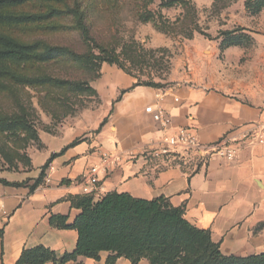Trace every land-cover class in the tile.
<instances>
[{
	"label": "crops",
	"instance_id": "crops-1",
	"mask_svg": "<svg viewBox=\"0 0 264 264\" xmlns=\"http://www.w3.org/2000/svg\"><path fill=\"white\" fill-rule=\"evenodd\" d=\"M249 34L252 50L231 46L221 61L212 45L211 51L197 52L192 74L166 89L139 85L105 63L95 82L103 101L96 132L83 130L79 140L67 132L49 150L50 158L40 166L34 163L35 173L0 172L1 205L8 212L0 213V264H17L25 249L38 246L60 256L72 253L79 238L72 226L81 213L73 202L86 196L98 201L109 193L149 201L165 197L184 209L193 226L208 231L223 255L264 254V144L246 139L264 124V33ZM158 105L171 116L168 127L145 111ZM183 129L203 145L231 146L235 157L155 156L163 137ZM103 154L111 157V171L96 193L87 195L84 175ZM53 216L68 217L69 228L52 225ZM113 255L103 251L98 260L80 257L66 264H108ZM113 264L132 261L121 257ZM139 264L150 263L143 259Z\"/></svg>",
	"mask_w": 264,
	"mask_h": 264
},
{
	"label": "rangeland",
	"instance_id": "rangeland-1",
	"mask_svg": "<svg viewBox=\"0 0 264 264\" xmlns=\"http://www.w3.org/2000/svg\"><path fill=\"white\" fill-rule=\"evenodd\" d=\"M75 1L90 40L70 11ZM20 10L35 17L7 26V35L63 52L48 62H0V172L35 173L67 132L77 140L96 132L103 101L95 82L105 63L166 89L193 73L197 52L215 45L224 61L231 46L253 49L249 32L264 33V0H32Z\"/></svg>",
	"mask_w": 264,
	"mask_h": 264
},
{
	"label": "trees",
	"instance_id": "trees-1",
	"mask_svg": "<svg viewBox=\"0 0 264 264\" xmlns=\"http://www.w3.org/2000/svg\"><path fill=\"white\" fill-rule=\"evenodd\" d=\"M31 1L0 0V62L20 58L48 62L62 54L59 47L38 50L36 45L21 44L4 31L9 25L35 17L20 10ZM65 5L69 11L68 4ZM73 5L76 9L70 11L78 19V28L90 40L81 4L75 1ZM54 157L42 167L43 173ZM73 204L81 210L72 226L79 235L76 249L61 256L44 246L25 249L17 264H66L80 257L98 260L103 251L114 254L108 264L121 257L130 259L132 264H139L143 259L150 264H264V254L246 258L223 255L210 233L193 226L185 218L184 209L174 207L165 197L149 201L127 193H109L98 201L86 196ZM67 220L65 216H53L51 224L69 228Z\"/></svg>",
	"mask_w": 264,
	"mask_h": 264
},
{
	"label": "built area",
	"instance_id": "built-area-1",
	"mask_svg": "<svg viewBox=\"0 0 264 264\" xmlns=\"http://www.w3.org/2000/svg\"><path fill=\"white\" fill-rule=\"evenodd\" d=\"M152 118L161 123L164 127H168L171 123V116L166 112L162 105L148 106L145 110ZM246 139H251L252 142L264 144V124L258 126L257 129L252 131ZM193 154L199 156H207L208 160H215L218 157H225L232 160L235 157L236 150L228 145H203L199 142L196 135L189 130H180L175 134L166 135L161 139L160 148L155 152L157 157H175L181 159H188ZM101 163L91 166L88 172L84 175L85 185L83 191L87 195L93 196L103 177H106L112 168L111 157L108 154L101 156ZM3 194L0 192V213L4 216L8 212L1 205Z\"/></svg>",
	"mask_w": 264,
	"mask_h": 264
}]
</instances>
